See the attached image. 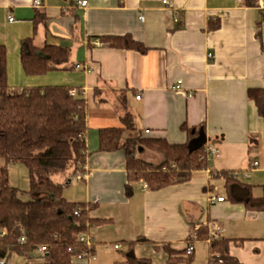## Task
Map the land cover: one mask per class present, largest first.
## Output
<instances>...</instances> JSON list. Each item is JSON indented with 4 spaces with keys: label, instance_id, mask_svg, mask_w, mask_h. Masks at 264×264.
<instances>
[{
    "label": "crops",
    "instance_id": "1",
    "mask_svg": "<svg viewBox=\"0 0 264 264\" xmlns=\"http://www.w3.org/2000/svg\"><path fill=\"white\" fill-rule=\"evenodd\" d=\"M34 1L0 0V45L7 49L9 85L16 89L67 86L79 89L87 100L91 155L84 167L86 177L55 178L65 186L68 201L98 205L91 216L104 221L88 233L94 253L102 248L100 243L113 242L126 251L131 244L137 258L152 264L151 250L162 251L164 264H169L170 249L173 256L184 252L200 225L217 222L221 237L244 240L242 245L231 242L233 257L242 264H264V213L249 212L227 200L210 204L213 195L226 198L224 181L211 180L210 170L195 172L189 182L157 192L136 183L127 196L125 152H97L98 130L122 126L119 97L126 92L143 137L184 144L188 136L182 126L199 128L192 141L203 140L220 150L211 161L212 170L234 171L251 185L264 183V177L257 176L258 170L264 172V118L248 98L250 89L264 88V0L254 7L244 0H166L168 4L164 0H40L48 20L47 26H39L37 42L69 48L73 63L81 67L27 77L20 43L33 36ZM82 1H87L85 7L80 6ZM127 34L148 52L111 49L99 40ZM178 81L180 89L174 90ZM95 90L105 102H95ZM138 156L155 164L163 161L146 149ZM254 162L258 168L252 167ZM11 166L20 164L9 165V172ZM24 189H18L19 196L27 201L29 177ZM260 195L254 191V196ZM209 243L194 244L191 264H208ZM100 253L98 249V258ZM91 262L85 259L79 264Z\"/></svg>",
    "mask_w": 264,
    "mask_h": 264
},
{
    "label": "trees",
    "instance_id": "2",
    "mask_svg": "<svg viewBox=\"0 0 264 264\" xmlns=\"http://www.w3.org/2000/svg\"><path fill=\"white\" fill-rule=\"evenodd\" d=\"M244 2L250 7L258 5V0ZM47 20L45 13L37 9L33 18V36L20 43V62L27 77L75 70L69 48L47 41L37 42L38 28L47 26ZM99 40L111 49L148 52L130 34L100 37ZM100 96L101 92L95 90L97 104L105 102ZM248 98L255 105L258 116L264 118V88L250 89ZM119 104L122 126L98 130L97 152H125L127 196L132 195L136 183H145L149 191L157 192L189 182L195 172L210 170L211 180L224 181L225 201L243 205L249 212L264 213V185L260 186L261 195L256 197L255 186L244 182L239 173L211 169L214 159L208 157L205 145L196 150L189 148L190 142L199 134V128L182 126L188 136L184 144L143 137L128 108L126 92L120 94ZM87 111V100L76 88H11L7 49L0 45V159L5 163L0 166V262L8 264L18 256L27 264H76L74 258L83 253L94 256L93 245L87 247L79 238L89 236V230L104 221L91 216L98 205L68 201L64 196L65 186L54 180L55 176L72 174L76 177L85 172L84 167L91 155L87 148ZM141 149L160 155L163 161L155 164L141 159L138 156ZM11 164L28 169L30 199L27 201L22 200L19 190L10 184L8 166ZM208 224L200 225L187 241V247L208 241ZM231 242L242 245L244 240L225 237L212 240L208 264H242L230 254ZM41 247H45V251L39 254ZM123 254L125 264H150L149 259L137 258L133 254L131 244ZM174 254L170 249L169 264L178 261L191 264L194 260V252L187 255L186 249L176 256ZM36 255L38 262L35 261Z\"/></svg>",
    "mask_w": 264,
    "mask_h": 264
},
{
    "label": "rangeland",
    "instance_id": "3",
    "mask_svg": "<svg viewBox=\"0 0 264 264\" xmlns=\"http://www.w3.org/2000/svg\"><path fill=\"white\" fill-rule=\"evenodd\" d=\"M13 166H11L10 168V172H9V180H10V184H12L13 186H16L18 189L20 190H25L24 188L27 186L28 183V177H29V172L28 169L23 166L20 165L18 168H12ZM261 168V167H260ZM262 169V168H261ZM9 170V168H8ZM263 171V170H262ZM251 173V177H252ZM257 176H262L264 177V172H260L258 170ZM55 182H57V179L54 177ZM248 180V182L252 183L254 181H251L252 179H246ZM255 186V195H260L261 194V189L260 186H258L259 184H263L261 181L257 182V183H252ZM73 185V183L71 184ZM221 189V188H220ZM222 190V189H221ZM69 196V195H67ZM94 231H96L95 229L91 230L90 232H92V234H94ZM113 231V230H112ZM201 245V244H200ZM199 245V248L201 247ZM100 247L102 248H97V251L93 254V258H91V263L92 264H124L123 263V258H124V252H126V249H123L121 251H117L114 249V245L113 242L111 243H107V244H103L100 243L99 244ZM198 246V245H197ZM98 249L99 251H101L100 253V260L98 258ZM205 247L202 248V251L205 252ZM162 251L160 253H155L154 250H151V257L153 258V263L152 264H164L163 262V258L161 257L164 254ZM201 251L198 252V255H200ZM40 254V253H39ZM38 255V254H37ZM36 255V256H37ZM35 256V257H36ZM39 257L37 256L35 258V261L38 262ZM8 264H27L26 261L24 259L19 258L18 256H14V258H12V260L8 263ZM180 264H187V262H182Z\"/></svg>",
    "mask_w": 264,
    "mask_h": 264
},
{
    "label": "built area",
    "instance_id": "4",
    "mask_svg": "<svg viewBox=\"0 0 264 264\" xmlns=\"http://www.w3.org/2000/svg\"><path fill=\"white\" fill-rule=\"evenodd\" d=\"M164 4H168L166 0L163 1ZM87 5V1H82L80 3V6L82 7H85ZM33 7L36 8V9H41L43 7V4L40 0H35L34 3H33ZM11 22L13 21V19H9ZM140 20L143 21L144 18L143 17H140ZM262 23L264 24V13H263V21ZM96 45H100V43H96ZM81 66L77 65L76 68L79 69ZM180 85H181V81H178V84L176 87H174V90H179L180 89ZM137 100L140 99V96H137L136 97ZM205 151L208 155V157H210V159H214L216 157H218L220 155V150L218 148H215L213 147L212 145L210 144H205ZM252 167L253 168H258L259 167V163L258 162H254L252 164ZM86 177V173H78L76 175V179L77 181H81L83 178ZM143 184V188H147L146 184L145 183H142ZM224 197H221V196H217V195H213L212 197H210L209 199V203L210 204H215V203H221V202H224ZM208 228H209V239L208 241L211 242L212 240H215V239H219L221 238L222 236V233H223V230L222 228L220 227V225L217 223V222H211L208 224ZM24 239L22 238L21 239V242H23ZM79 241L83 242L86 244L87 247H91L93 245V241L91 239L90 236H81L79 238ZM114 248L116 250H121V246L120 245H115ZM45 251V247H41L38 249V253H43ZM194 252V247L192 245L188 246L187 249H186V254L187 255H190ZM91 258H93L92 254H89V253H83L82 255L80 256H77L74 258V262L76 264H79V262L81 260H85V259H89L91 260ZM0 264H4L3 262H0Z\"/></svg>",
    "mask_w": 264,
    "mask_h": 264
},
{
    "label": "water",
    "instance_id": "5",
    "mask_svg": "<svg viewBox=\"0 0 264 264\" xmlns=\"http://www.w3.org/2000/svg\"><path fill=\"white\" fill-rule=\"evenodd\" d=\"M200 134H201V136L203 135V132H202V130H201V132H200ZM203 137V136H202ZM201 137V138H202ZM200 138V139H201ZM200 142V143H199ZM205 144V141H197V140H195V141H192V142H190V144H189V148L191 149V150H196V149H198L200 146H202V145H204Z\"/></svg>",
    "mask_w": 264,
    "mask_h": 264
}]
</instances>
